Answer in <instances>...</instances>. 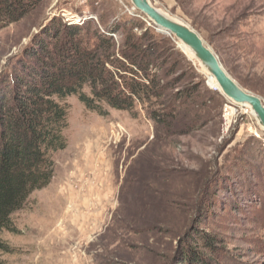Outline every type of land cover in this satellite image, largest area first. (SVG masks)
Here are the masks:
<instances>
[{"label": "rangeland", "instance_id": "rangeland-1", "mask_svg": "<svg viewBox=\"0 0 264 264\" xmlns=\"http://www.w3.org/2000/svg\"><path fill=\"white\" fill-rule=\"evenodd\" d=\"M151 2L198 31L229 74L264 101V0ZM133 7L131 0H44L35 12L0 30V86L45 20L78 22L93 13L96 23H106L132 15L138 19L134 33L152 27L145 40L161 46L164 64L174 69L166 79L174 84L168 92L195 87L186 117L194 120L190 133L159 127L149 117L150 104L139 103L134 112L108 108L103 116L69 97L68 146L54 155L51 183L13 215L17 232L0 229V244L10 248L0 249V259L167 264L177 258L186 231L200 228L215 240V254L202 246L199 251L210 264H264V130L258 117L210 84L209 72L179 39L169 33L156 37L157 27ZM157 195L165 204L180 205L178 230L185 223L180 236H171V215L161 233L145 235L143 213L138 220L125 213L162 203ZM196 204L212 215H202ZM154 234L160 240L155 245Z\"/></svg>", "mask_w": 264, "mask_h": 264}, {"label": "trees", "instance_id": "trees-1", "mask_svg": "<svg viewBox=\"0 0 264 264\" xmlns=\"http://www.w3.org/2000/svg\"><path fill=\"white\" fill-rule=\"evenodd\" d=\"M43 1L0 0V30L35 12ZM131 16L106 23H96L93 13L81 15L78 22L47 19L15 57L10 76L0 86V229L17 232L13 215L27 206L35 191L51 183L54 155L68 146L69 97L77 96L86 109L103 116L108 108L134 112L139 103L150 104L149 117L159 127L190 133L194 120L186 117L195 87L168 92L174 84L166 79L174 69L164 64L161 46L145 40L152 27L146 26L138 36L134 33L138 19ZM155 34L163 36L160 31ZM161 201L124 212L135 220L143 213L140 231L145 235L161 233L170 215L171 236L182 234L180 205ZM203 204H196L202 215H212ZM203 231H186L177 258L167 264H210L199 251L215 254L217 248L214 238ZM158 238L154 234V245ZM0 249L10 251L7 244H0ZM0 264L6 263L0 259Z\"/></svg>", "mask_w": 264, "mask_h": 264}, {"label": "water", "instance_id": "water-1", "mask_svg": "<svg viewBox=\"0 0 264 264\" xmlns=\"http://www.w3.org/2000/svg\"><path fill=\"white\" fill-rule=\"evenodd\" d=\"M134 8L151 21L157 30L169 33L187 45L195 53V58L207 67L224 96L229 100L250 106L264 130V101L253 92L243 88L226 70L217 53L204 41L198 31L186 22L172 18L170 14L154 5L151 0H131ZM170 15V16H169ZM181 20V19H180Z\"/></svg>", "mask_w": 264, "mask_h": 264}, {"label": "bare ground", "instance_id": "bare-ground-1", "mask_svg": "<svg viewBox=\"0 0 264 264\" xmlns=\"http://www.w3.org/2000/svg\"><path fill=\"white\" fill-rule=\"evenodd\" d=\"M169 14V13H168ZM170 16V15H169ZM172 18H174V19H177V20H179V21H182V20H180L179 18H177V17H172ZM183 44V43H182ZM183 49L186 51V53H188L189 55H193V56H195V53H194V51L192 50V49H190L187 45H184L183 44ZM198 61V60H197ZM206 70L208 69L207 67H204ZM208 71V70H207ZM209 82H210V84H213V86H215L216 88H219V87H217V83H216V80H215V78L212 76V75H210V78H209ZM248 107H250L249 105H248ZM251 108V107H250ZM251 110L253 111V109L251 108ZM254 112V111H253ZM255 114V113H254Z\"/></svg>", "mask_w": 264, "mask_h": 264}, {"label": "built area", "instance_id": "built-area-1", "mask_svg": "<svg viewBox=\"0 0 264 264\" xmlns=\"http://www.w3.org/2000/svg\"><path fill=\"white\" fill-rule=\"evenodd\" d=\"M133 9H135V8L133 7ZM135 10H136V9H135ZM94 18L97 20V17L94 16Z\"/></svg>", "mask_w": 264, "mask_h": 264}]
</instances>
